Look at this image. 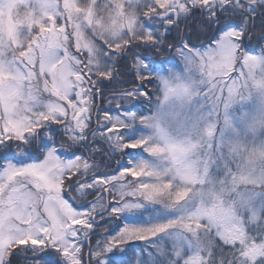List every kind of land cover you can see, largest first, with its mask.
<instances>
[{
  "label": "snow or ice",
  "instance_id": "6c2138e0",
  "mask_svg": "<svg viewBox=\"0 0 264 264\" xmlns=\"http://www.w3.org/2000/svg\"><path fill=\"white\" fill-rule=\"evenodd\" d=\"M39 3L38 29L0 36V264H264V222L224 214L206 247L176 234L169 250L176 221L128 175L146 147L132 109L151 103L172 53L198 59L219 100L264 67V0H143L140 31L102 51L74 46L52 0Z\"/></svg>",
  "mask_w": 264,
  "mask_h": 264
},
{
  "label": "clouds",
  "instance_id": "9594fccd",
  "mask_svg": "<svg viewBox=\"0 0 264 264\" xmlns=\"http://www.w3.org/2000/svg\"><path fill=\"white\" fill-rule=\"evenodd\" d=\"M141 2L100 0L93 28L96 41L122 43L125 31L134 38L141 24L130 5ZM30 11L37 19L46 15L39 0H33ZM96 41L91 43L102 51ZM244 71L236 92L219 100L202 84L198 59L176 55L175 66L161 73L162 80L154 85L150 111L143 114L145 138L158 149L148 167L175 187L189 189L185 210L166 237L177 250L176 234L206 247L215 235L209 225L218 223L222 214L240 220L247 211L255 220L264 206V67ZM40 100L47 103L46 95L41 93ZM161 202L170 204V198ZM197 218L201 229L183 227Z\"/></svg>",
  "mask_w": 264,
  "mask_h": 264
},
{
  "label": "rangeland",
  "instance_id": "374dc122",
  "mask_svg": "<svg viewBox=\"0 0 264 264\" xmlns=\"http://www.w3.org/2000/svg\"><path fill=\"white\" fill-rule=\"evenodd\" d=\"M90 4L87 8H81L78 0H55L57 7V13L63 14L64 19L60 20V23L55 27L58 30H63L64 21H68V30L71 32L74 40L73 44L79 41L81 47H87L88 42L95 41L96 38L93 34V28L95 26L94 20L96 16V9L100 6V0H89ZM137 4L130 6L135 7ZM33 8V0H0V36L5 39L13 40L18 35L23 34L27 36L33 32V29H38L39 19L35 17V14L30 10ZM45 19L47 16L45 15ZM52 21H49L51 24ZM75 29V30H74ZM141 29V28H140ZM35 35H39L38 31ZM125 35L128 36V32L125 31ZM65 40L67 37H63ZM26 41V45L30 43ZM98 44V43H97ZM172 57L175 58V53H172ZM63 55V53H61ZM7 77H5V80ZM46 95V94H45ZM151 109V105L149 104ZM145 111L143 114H147ZM138 126L143 128L142 124ZM142 135L145 137L146 133L143 131ZM146 147L143 153L137 157V160L141 163L134 165L132 170L128 173L129 177L133 180L138 179L140 182L135 185L136 190L139 193L151 194L156 205L161 209L163 215V222L168 223L171 220L177 221V218L185 210L184 202L189 195V189L175 187L171 180L167 178L159 177L149 167L148 162L151 160L152 155L156 152L157 146H149L147 140H145ZM211 150H215V144L211 146ZM210 171L219 175V170L215 167H211ZM164 197L170 198V204L162 203L161 200ZM241 221L250 222L255 224L256 222H264V206L260 209V215L257 219L252 220L250 214L245 211L240 217ZM161 243L170 250L172 244L163 238ZM136 243V242H134ZM186 260L191 261V256H186Z\"/></svg>",
  "mask_w": 264,
  "mask_h": 264
},
{
  "label": "trees",
  "instance_id": "16d2710c",
  "mask_svg": "<svg viewBox=\"0 0 264 264\" xmlns=\"http://www.w3.org/2000/svg\"><path fill=\"white\" fill-rule=\"evenodd\" d=\"M78 2L80 4L81 8H87L88 5L90 4L89 0H78ZM135 8H136V10L139 13L138 19L140 21V24H142V18H143V0H142L141 3L137 4L135 6ZM94 39L96 41V38H94ZM123 42H124V40L122 41V43ZM96 43L100 44L99 41H96ZM171 55H173V54H171ZM163 58H164L163 56L160 57V59H163ZM147 87L151 88L150 85L147 86ZM105 95H107V93ZM97 102L100 103L101 101H97ZM104 106H106V102H105ZM132 110H134V111H140V112L144 113L145 111H150V108H149V104L148 105H140V104H137L135 107H133ZM105 149H107V145H105ZM94 158L97 159L98 161L101 160V159H103V157H99V156L98 157H94ZM136 243H140V242H136ZM166 248H167V246H166Z\"/></svg>",
  "mask_w": 264,
  "mask_h": 264
}]
</instances>
